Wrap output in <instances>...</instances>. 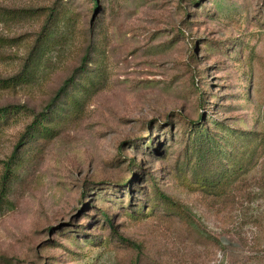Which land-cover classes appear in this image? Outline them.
Listing matches in <instances>:
<instances>
[{
    "label": "rangeland",
    "instance_id": "rangeland-1",
    "mask_svg": "<svg viewBox=\"0 0 264 264\" xmlns=\"http://www.w3.org/2000/svg\"><path fill=\"white\" fill-rule=\"evenodd\" d=\"M97 1L0 0V108L74 77L12 161L0 264H264V147L207 184L264 134V0ZM33 117L0 124V192Z\"/></svg>",
    "mask_w": 264,
    "mask_h": 264
},
{
    "label": "trees",
    "instance_id": "trees-1",
    "mask_svg": "<svg viewBox=\"0 0 264 264\" xmlns=\"http://www.w3.org/2000/svg\"><path fill=\"white\" fill-rule=\"evenodd\" d=\"M94 4L97 8L98 1L94 0ZM45 33V37H46ZM23 75H18L13 78L8 79H0V88H9L14 85H17L18 83H22L23 81ZM27 81V80H26ZM25 81V82H26ZM74 84V77H70L67 79L64 83V85L60 88L58 91L56 97L53 99L51 104L47 107V109L40 114H36L32 112L30 109L24 107V106H8L0 108V124L2 121L6 120L8 116H11L13 114L20 113L21 111L28 113L30 112L34 117L32 123L27 127L25 133L22 135L20 141L18 142L15 151L13 152V155L11 157L10 163L7 166L6 173L4 174V182L2 186V190L0 192V209H2L3 205L5 204L6 200V193H7V184L8 180L12 174L13 171H11V164L13 159L17 156L18 149L24 145L28 138H33L37 132H45L47 130L46 124L51 119L52 116H54V112L56 111V108L61 105L62 99L66 98L69 95V90ZM203 136H199L196 141V148L195 153L198 154L197 161H199L200 165H205L208 160L214 159L215 154L217 153V149L214 147V138L213 136L207 140H202ZM258 143V144H257ZM248 146V147H247ZM264 147V134L260 136H255L248 134L244 140V147L240 150V152L235 158L239 157L241 153L246 152V155H248V159L244 160V165L240 164L242 162H237L236 166L238 167L237 170H234L232 174L226 173L223 177L218 174L219 180L209 181L207 184L212 185L213 187L220 182V179L223 180V182L226 181L229 185H234L236 182H239L241 179H243L247 174L252 173L256 168V165L254 163V159L256 157L257 150L255 148L257 147ZM255 147V148H254ZM219 158V157H217ZM238 164V165H237ZM207 182V181H206ZM220 183L217 185L219 186ZM219 245H222L221 242H219Z\"/></svg>",
    "mask_w": 264,
    "mask_h": 264
}]
</instances>
